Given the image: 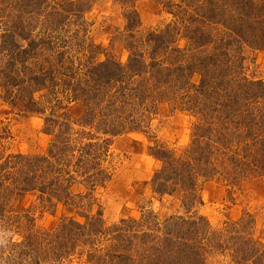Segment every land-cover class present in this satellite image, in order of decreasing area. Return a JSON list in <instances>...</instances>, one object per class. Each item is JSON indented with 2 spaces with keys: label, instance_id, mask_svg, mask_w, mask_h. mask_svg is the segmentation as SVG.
<instances>
[{
  "label": "trees",
  "instance_id": "obj_1",
  "mask_svg": "<svg viewBox=\"0 0 264 264\" xmlns=\"http://www.w3.org/2000/svg\"><path fill=\"white\" fill-rule=\"evenodd\" d=\"M84 10L79 1L71 0H0V100L3 103L19 108L22 113L41 114L44 109L37 95L64 88L65 98L69 94L82 108L81 128L102 126L103 134L113 138L141 131L142 107L154 105L163 86L173 81L179 90H186L189 78L197 74L199 85L192 88L191 103L205 105L202 135L211 143L202 149L227 142L231 140L229 136L244 140L242 161L253 166V150L258 147L264 150V87L260 81L247 79L232 65L235 59L240 60L239 54L245 45L264 50V0H169V12L175 20L162 32H149L140 44L136 42L137 48L132 43L127 50L126 64L112 57L95 64L90 52L89 58L81 59L82 52L92 49L93 45L84 47L82 28L71 27L82 18ZM43 16L44 19H39ZM127 27L132 37L131 19L127 20ZM184 32L187 45L186 49H180L175 38ZM104 102L107 103L105 115L96 122L91 106L101 107ZM56 105L61 107L63 100ZM216 121L220 123L214 129ZM69 132L68 127L57 136L61 149L53 144L43 158L35 160L18 155L0 165V226L14 228L10 231L17 232L20 238L9 242L11 255L7 252L0 264H62L73 254H82L85 248L88 256L91 255L102 239L108 243H101L105 254L101 264H159L153 248L158 241L178 259L175 263L194 264V260L197 263L201 260L196 241L200 248L216 246L213 233L206 229L201 217H177L161 225L150 213L143 220L131 219L110 227L103 226L100 218L83 224L68 220L60 221L49 230L27 228L19 217L12 220L9 202L17 194L29 193L38 185V169L29 161L41 162V171L52 174L48 185H39V192L50 201L69 202L70 185L75 180L70 168L83 170L90 187L109 181L111 175L99 167H103L101 159L105 157L110 138L99 141L90 132L79 131L81 139L88 142L75 143L70 154L72 147L68 146L73 144ZM156 155L162 168L152 181L155 191L171 194L179 188L191 200L193 190L185 186L193 187L194 183L186 182L181 171L191 168L194 154L184 156L186 160L164 150H158ZM236 156L230 155L228 162H235ZM41 246H45L43 250ZM128 251L139 256L140 252L148 254L151 260L133 261L131 256H126Z\"/></svg>",
  "mask_w": 264,
  "mask_h": 264
},
{
  "label": "rangeland",
  "instance_id": "obj_2",
  "mask_svg": "<svg viewBox=\"0 0 264 264\" xmlns=\"http://www.w3.org/2000/svg\"><path fill=\"white\" fill-rule=\"evenodd\" d=\"M71 1H79L85 9L82 18L77 23H72L71 28H82L80 30L83 31L84 47L93 45L92 49L82 52L81 59L85 61L89 58L90 52L95 64L111 57L126 64L127 50L132 43L137 48L136 42L140 44L149 32H162L175 20L171 11L169 12V0ZM39 19H44V16ZM130 19L134 26L132 37L127 27V20ZM67 36L69 34L65 35ZM184 36L185 32L179 33L175 38L176 46L180 49H186ZM142 50L141 48L139 51ZM239 59H235V64L232 65L234 69L241 70L249 80L262 82L264 87V50L245 45ZM199 79L197 74L191 76L186 90H179L174 81L163 86L155 104L149 103L142 107V130L113 138L103 134L102 126L81 128L84 124V118L80 116L82 108L73 102L69 94L65 98V92H62L64 88H58L54 93L44 91L37 95L38 103L44 109L41 114L22 113L19 108H12L0 100V165L6 159L18 155L35 160L43 158L53 144L61 149L57 136L66 132L68 127L73 144L68 146L72 147L70 154L76 147L75 143L79 145L80 142H88L87 139H81L79 131L90 132L99 141L110 138L105 157L101 159L103 167H99V170L105 169L111 175L109 181L101 186L96 184L95 188L90 187L83 170L70 168L71 177L75 180L70 185L69 202L65 201L66 198L62 203L50 201L47 195L39 192L40 186L48 185L52 174L41 171V162L29 161L38 169V185L29 193L17 194L9 202L13 210L12 220L16 221L19 217L22 225L27 228L49 230L60 221L68 220L83 224L100 218L103 226L110 227L131 219L143 220L150 213L161 225L166 220L177 217H201L205 220L206 229L213 233L216 246L211 244L210 249L200 248L196 241L201 260L198 263L194 260V264H264V150L262 147L253 150L255 157L251 162L253 166H250L243 162L244 140L238 141L229 136L231 140L227 142L212 144L211 149H202L211 143L207 136L202 135L204 130L201 119L205 105L199 107L191 103V95H194L192 88L199 85ZM59 100H63L61 107L56 105ZM106 106V102L101 107L91 106L96 122L105 115ZM219 123L220 121H216L212 128L216 129ZM213 149L215 151H211ZM158 150L170 152L175 158H187L194 154L192 169L181 171L186 182L194 183L193 187L188 184L185 186L193 190L190 193L191 200L179 188L176 193L171 194H159L155 191L152 181L159 176L162 168L156 155ZM235 154V162L229 163L228 157ZM73 155L76 157L78 153ZM74 162L73 159V164ZM190 170L193 172L188 174ZM7 207L9 206L5 207L6 210ZM16 215L18 216L15 217ZM6 228L0 226V262H4L3 258L11 249L9 242L20 239L17 232L10 231L14 228ZM102 242L106 241L102 239ZM101 243L92 252V256H88V249L85 248L86 251L82 254H73L62 264H101V258L105 255ZM41 247L43 250L45 246ZM153 248L159 264H177L175 262L178 259L171 255L170 249L162 241L154 243ZM126 253L133 261L143 260V263H147L151 260L148 254L143 255L141 252L140 256L139 253L130 251ZM189 259L192 260V255ZM40 261L42 263V258Z\"/></svg>",
  "mask_w": 264,
  "mask_h": 264
}]
</instances>
